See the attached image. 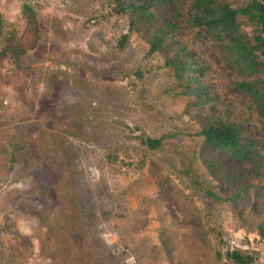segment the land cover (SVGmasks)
<instances>
[{
	"label": "rangeland",
	"instance_id": "374dc122",
	"mask_svg": "<svg viewBox=\"0 0 264 264\" xmlns=\"http://www.w3.org/2000/svg\"><path fill=\"white\" fill-rule=\"evenodd\" d=\"M193 3L130 31L116 0H0L3 41L28 43L26 7L40 31L0 67V264H233L235 250L264 264V118L236 86L263 93L264 66L250 72L226 33L197 28ZM174 13L179 30L151 52ZM183 49L201 72L168 66ZM217 121L241 128L252 160L207 144Z\"/></svg>",
	"mask_w": 264,
	"mask_h": 264
},
{
	"label": "trees",
	"instance_id": "16d2710c",
	"mask_svg": "<svg viewBox=\"0 0 264 264\" xmlns=\"http://www.w3.org/2000/svg\"><path fill=\"white\" fill-rule=\"evenodd\" d=\"M116 2L118 3L117 10L121 14L130 10V31L141 23H153L155 20L154 9L171 5V0H116ZM192 7L197 12L195 16V26L197 28H207L210 31L209 33L219 40H222L223 33H226L231 38V43H223L227 53L237 58L252 73H256V69L262 70L259 68L263 67L264 64L258 60L260 57L264 58V0H252L246 6H242V8H233L225 3L224 0H194ZM26 10V16L29 19L28 32L30 33V40L27 44L23 41L15 43L13 39L3 41V20L0 13V67L2 63L12 59L19 62L27 54L28 50H33L38 45L40 31L37 16L29 7H26ZM176 15L174 13L173 16L167 17L162 25L154 30L151 52L161 48L170 35L179 30L180 26L177 19L179 15ZM242 18H246L254 26L253 43L247 42L245 36L240 32V19ZM127 39V35L123 37L121 41L122 47L125 46ZM184 58L186 59L182 62L181 60ZM189 60L186 49H183L182 57L178 54L177 57L168 62V66L174 67L175 73L179 77L184 76L186 71L201 72V70H194L190 67ZM1 80L4 79L0 74ZM236 86L240 90H246L256 98H260V104L258 105L259 115L264 118V91L260 93L256 82H237ZM200 135L204 137L207 144L217 150L231 154L243 162L245 160L250 161L254 157L252 143H245L246 140L241 128L233 124L217 121L206 126ZM143 142L152 150H156L160 146V141L146 139ZM209 194L212 195L211 193ZM239 197L240 195H237L236 199ZM262 228L260 234L264 237V227ZM227 258L233 264H255L253 256L242 254L237 250L227 253Z\"/></svg>",
	"mask_w": 264,
	"mask_h": 264
}]
</instances>
